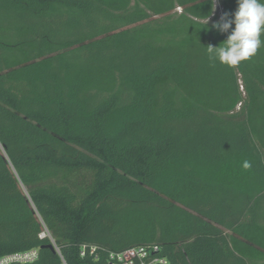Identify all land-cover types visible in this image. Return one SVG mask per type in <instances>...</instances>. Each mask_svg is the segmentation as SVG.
I'll return each mask as SVG.
<instances>
[{"label": "trees", "instance_id": "trees-1", "mask_svg": "<svg viewBox=\"0 0 264 264\" xmlns=\"http://www.w3.org/2000/svg\"><path fill=\"white\" fill-rule=\"evenodd\" d=\"M215 13L0 0V257L158 245L168 264H264V46L210 60Z\"/></svg>", "mask_w": 264, "mask_h": 264}, {"label": "clouds", "instance_id": "clouds-1", "mask_svg": "<svg viewBox=\"0 0 264 264\" xmlns=\"http://www.w3.org/2000/svg\"><path fill=\"white\" fill-rule=\"evenodd\" d=\"M217 0H212L214 9ZM235 11L223 13L211 27L220 34H227L219 45L206 48L210 60L227 66H237L253 57L264 46V0H236ZM207 16L206 26L209 23ZM251 165L243 163L244 168Z\"/></svg>", "mask_w": 264, "mask_h": 264}, {"label": "built area", "instance_id": "built-area-1", "mask_svg": "<svg viewBox=\"0 0 264 264\" xmlns=\"http://www.w3.org/2000/svg\"><path fill=\"white\" fill-rule=\"evenodd\" d=\"M215 8H219L223 14V7L221 0H217ZM182 9L178 7L176 12L181 13ZM48 233H43L41 237H47ZM60 258L59 264H68L62 254L57 250ZM161 248L158 245L151 246H137L122 253L111 252L107 259L109 264H168V260L160 255ZM80 255L82 258L88 256L94 260L98 259V247L96 246H82ZM39 259V249L34 248L31 250L9 254L0 257V264H34Z\"/></svg>", "mask_w": 264, "mask_h": 264}, {"label": "rangeland", "instance_id": "rangeland-1", "mask_svg": "<svg viewBox=\"0 0 264 264\" xmlns=\"http://www.w3.org/2000/svg\"><path fill=\"white\" fill-rule=\"evenodd\" d=\"M215 15L212 17V20L215 19V20H218L220 18V16L222 15L219 8H215Z\"/></svg>", "mask_w": 264, "mask_h": 264}]
</instances>
